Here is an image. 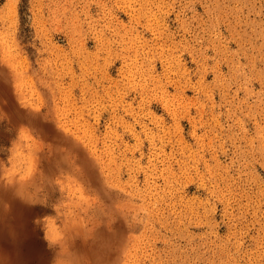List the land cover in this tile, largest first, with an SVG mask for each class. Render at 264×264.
Listing matches in <instances>:
<instances>
[{"label":"rangeland","instance_id":"1","mask_svg":"<svg viewBox=\"0 0 264 264\" xmlns=\"http://www.w3.org/2000/svg\"><path fill=\"white\" fill-rule=\"evenodd\" d=\"M0 264H264V0H0Z\"/></svg>","mask_w":264,"mask_h":264},{"label":"clouds","instance_id":"2","mask_svg":"<svg viewBox=\"0 0 264 264\" xmlns=\"http://www.w3.org/2000/svg\"><path fill=\"white\" fill-rule=\"evenodd\" d=\"M23 151H24V154L27 155L28 154V143L26 142L23 146Z\"/></svg>","mask_w":264,"mask_h":264}]
</instances>
